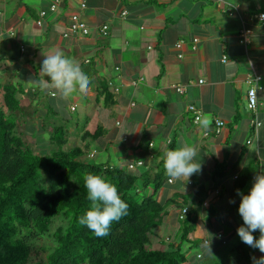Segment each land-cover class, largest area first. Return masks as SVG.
I'll use <instances>...</instances> for the list:
<instances>
[{"label": "crops", "instance_id": "1", "mask_svg": "<svg viewBox=\"0 0 264 264\" xmlns=\"http://www.w3.org/2000/svg\"><path fill=\"white\" fill-rule=\"evenodd\" d=\"M53 1L0 0V60L8 68L0 74V105L4 86L14 85L20 110L28 95L30 105L54 113L55 104L46 109L38 88L29 85V95L24 86L39 79L44 52L63 51L91 78L87 93L79 92L90 108L86 112L103 110L115 116L112 128L101 118L93 130L80 127L77 137L86 145L91 138L109 154L101 162L128 168L130 162L144 160L132 168L136 191L139 198L152 197L162 204L159 230L177 222L182 205L190 207L193 229L188 241L196 248L192 264H252V256L264 255L237 233L243 224L237 189L248 194L256 174L264 171L259 159L264 157V22L247 21L251 13L264 9V0H60L37 24L39 10ZM72 13L80 15L90 33L64 36ZM104 23L109 27L105 36L99 32ZM244 23L252 32L249 41L241 43ZM179 40L183 43L176 47ZM255 74L262 76L256 83L262 121L257 129L250 124L246 99L249 78ZM139 76L144 80L132 85L130 80ZM111 80L119 85L118 92ZM174 84L183 85L184 91L178 92ZM191 103L201 109L197 124L188 110ZM217 117L225 124L214 135ZM204 130L210 131L208 136ZM184 144L196 147L201 163L187 183L171 180L164 168L167 152ZM96 146L88 150H95L94 156ZM197 226L201 236L196 235ZM253 235L259 238L260 233ZM171 241L170 234L161 232L150 239V246L161 248Z\"/></svg>", "mask_w": 264, "mask_h": 264}, {"label": "trees", "instance_id": "2", "mask_svg": "<svg viewBox=\"0 0 264 264\" xmlns=\"http://www.w3.org/2000/svg\"><path fill=\"white\" fill-rule=\"evenodd\" d=\"M17 93L14 85H5L0 105V264H184L183 241L193 229L190 215L182 222V242L151 247L163 208L152 197L139 198L132 169L85 160L81 146L64 151L67 139L61 126L54 127L50 137L57 149L34 152L17 132ZM85 173L105 176L129 206L105 237L79 224L91 205ZM56 217L62 222L52 230ZM45 234L54 241L49 247L37 242Z\"/></svg>", "mask_w": 264, "mask_h": 264}, {"label": "clouds", "instance_id": "3", "mask_svg": "<svg viewBox=\"0 0 264 264\" xmlns=\"http://www.w3.org/2000/svg\"><path fill=\"white\" fill-rule=\"evenodd\" d=\"M43 55L45 58L39 79L28 80L30 86L64 100L77 92L87 93L91 78L78 61L60 50L44 52ZM204 127H208L206 121ZM196 157V147L188 144L168 151L164 160L166 175L171 180L187 183L193 174L201 170V163ZM259 159L264 164V157ZM83 179L91 205L90 210L79 218V224L86 226L96 237H105L110 234L112 223L127 215L129 206L121 198L117 186L102 174L85 173ZM237 195L241 197L238 212L243 219V224L237 229L238 236L244 244L264 253V171L256 174L248 194L237 189ZM256 231L260 233L259 238L253 235ZM251 259L252 264H264V255L259 258L252 256Z\"/></svg>", "mask_w": 264, "mask_h": 264}, {"label": "rangeland", "instance_id": "4", "mask_svg": "<svg viewBox=\"0 0 264 264\" xmlns=\"http://www.w3.org/2000/svg\"><path fill=\"white\" fill-rule=\"evenodd\" d=\"M18 56L19 53H15ZM37 61H42V56L40 55ZM7 63L4 64V61L0 60V74H3L8 70ZM25 92L29 95L33 94L32 89L29 88V83L25 84ZM43 103L47 104V108L49 105L55 106L54 113H44V108L37 105H30L31 97L28 95L23 99V106L20 111L16 112L17 117V132L20 134L25 143L32 148V150L38 154L50 153L58 146L56 143H51L50 137L54 134V127L61 126L64 128L65 135L64 138L67 139L66 143L63 145L62 149L64 151H71L75 146L79 145L82 147L83 151H85L83 158L85 160H90L91 162H100L103 159L107 158L109 155L106 151L100 150L95 144L94 140L91 138L88 140V145L84 140H81L78 136L80 127L84 126L85 128H90L93 130L97 124L100 122V119H105L107 126L112 128V125L115 124V116L109 115L108 113H104L103 110L98 112L97 114L93 111L87 113L90 108L86 107L83 99L79 92L74 93L73 96L67 100L60 99L59 97H52L46 92H42L39 94ZM1 107V106H0ZM87 115V120H83V117ZM78 128V129H77ZM97 147V155L94 157H90L88 154V150L90 146ZM177 222H172L171 224L163 227L159 230V226L154 230L151 238L159 237L161 232H166L170 234L173 241H180L181 234V224L179 217L174 218ZM62 222L61 217H56L54 224L52 226V230ZM196 235L201 236V231L199 226L196 228ZM37 242L49 247L54 243L52 236L45 234L37 239ZM163 247H166L167 243L163 242ZM183 248L187 255V261L184 264H192L193 263V255H196V248L192 246V242L188 240L183 241ZM160 248V247H156ZM162 248V247H161Z\"/></svg>", "mask_w": 264, "mask_h": 264}, {"label": "built area", "instance_id": "5", "mask_svg": "<svg viewBox=\"0 0 264 264\" xmlns=\"http://www.w3.org/2000/svg\"><path fill=\"white\" fill-rule=\"evenodd\" d=\"M60 3V0H54L49 6L48 8H43L40 9L38 12V17L36 18V22L37 24L41 25L43 23L44 18L46 17L49 9L53 10L56 9L58 4ZM86 3L82 2L81 3V7H85ZM234 11L229 10V14H232ZM123 13H125V11H123ZM257 21V22H264V9L260 10V11H256L254 13H251L248 17H247V21ZM108 25L107 24H102L99 28V32L101 35L105 36L108 34ZM91 32L90 27L86 24V22L80 17V15L78 13H72L70 16V23L68 26V29L64 32V36H69L71 34H88ZM252 32V28L248 25H246L244 23V25L240 28L239 30V42L241 43H246L249 41V35ZM198 37H194L193 38V48H196V43H197ZM183 43V40H179L176 43V47H181ZM23 50V47L21 48ZM179 56H181V54H179ZM119 66H116V69H118ZM261 75L259 74H255L253 75L251 78H249V83L251 84L248 89H247V93H246V99H247V106L251 112V120H250V124L255 127L256 129L258 127H260L262 125V121L258 118V108L260 106V102L258 99V95H257V81L261 79ZM144 77L143 76H139L137 78H132L130 80V83L132 85H137L139 82L143 81ZM109 84L111 86V88L113 89L114 92H118L119 91V85H115L113 83V81H109ZM176 90L178 92H183L184 91V87L183 85L180 84H174L173 85ZM132 104H135L134 101L131 102ZM188 110L193 114V122L194 123H199L200 119H201V109L198 108L195 104H189L188 105ZM120 121H117V124H119ZM225 121L221 118H215L214 122H213V127H212V132L214 133V135H218L223 127H224ZM210 133V131L208 130H204L203 131V135L204 136H208V134ZM149 146H152V142H149ZM95 155V150H92L89 152V156H94ZM149 157L150 158H154V154L152 152H149ZM145 162L143 159H137L135 161H132L128 164V168H134L138 165H143ZM216 192H219L218 189H216ZM208 202L206 200L203 201V204L206 205ZM191 211H190V207L188 205H182L179 209V217L180 219L184 220L187 215H190Z\"/></svg>", "mask_w": 264, "mask_h": 264}]
</instances>
